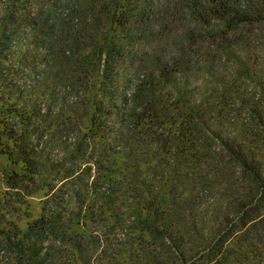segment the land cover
<instances>
[{
  "label": "trees",
  "instance_id": "trees-1",
  "mask_svg": "<svg viewBox=\"0 0 264 264\" xmlns=\"http://www.w3.org/2000/svg\"><path fill=\"white\" fill-rule=\"evenodd\" d=\"M0 154V264H264V0H0Z\"/></svg>",
  "mask_w": 264,
  "mask_h": 264
},
{
  "label": "rangeland",
  "instance_id": "rangeland-1",
  "mask_svg": "<svg viewBox=\"0 0 264 264\" xmlns=\"http://www.w3.org/2000/svg\"><path fill=\"white\" fill-rule=\"evenodd\" d=\"M17 169L18 167L13 165L5 155L0 154V193L4 192L7 188L6 181L8 176ZM44 197L45 189L29 196L21 209L19 211H12L13 215L10 214L7 219L15 221L16 224L25 229L28 222L40 214Z\"/></svg>",
  "mask_w": 264,
  "mask_h": 264
}]
</instances>
